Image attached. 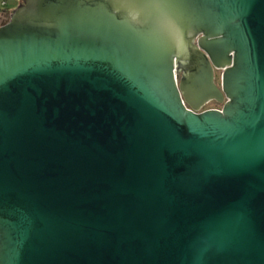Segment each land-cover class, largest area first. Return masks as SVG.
<instances>
[{
	"label": "water",
	"instance_id": "water-1",
	"mask_svg": "<svg viewBox=\"0 0 264 264\" xmlns=\"http://www.w3.org/2000/svg\"><path fill=\"white\" fill-rule=\"evenodd\" d=\"M0 264H264V0H22Z\"/></svg>",
	"mask_w": 264,
	"mask_h": 264
},
{
	"label": "crops",
	"instance_id": "crops-1",
	"mask_svg": "<svg viewBox=\"0 0 264 264\" xmlns=\"http://www.w3.org/2000/svg\"><path fill=\"white\" fill-rule=\"evenodd\" d=\"M21 1L22 0H0V20L6 15H10Z\"/></svg>",
	"mask_w": 264,
	"mask_h": 264
},
{
	"label": "flooded vegetation",
	"instance_id": "flooded-vegetation-1",
	"mask_svg": "<svg viewBox=\"0 0 264 264\" xmlns=\"http://www.w3.org/2000/svg\"><path fill=\"white\" fill-rule=\"evenodd\" d=\"M222 70H215V75H216V80H217V83H218V75H219V78L222 76ZM210 104H214L213 106H218V104L217 103H215V102H212V103H210ZM213 106H211V107H213Z\"/></svg>",
	"mask_w": 264,
	"mask_h": 264
},
{
	"label": "trees",
	"instance_id": "trees-1",
	"mask_svg": "<svg viewBox=\"0 0 264 264\" xmlns=\"http://www.w3.org/2000/svg\"><path fill=\"white\" fill-rule=\"evenodd\" d=\"M9 17H10V15H6V16H4V17L0 20V25L3 24V23H5V22H7V21L9 20Z\"/></svg>",
	"mask_w": 264,
	"mask_h": 264
},
{
	"label": "rangeland",
	"instance_id": "rangeland-1",
	"mask_svg": "<svg viewBox=\"0 0 264 264\" xmlns=\"http://www.w3.org/2000/svg\"><path fill=\"white\" fill-rule=\"evenodd\" d=\"M218 83L220 84L221 83V77L219 78V75H218ZM214 104H209V105H207V107H211V106H213Z\"/></svg>",
	"mask_w": 264,
	"mask_h": 264
},
{
	"label": "built area",
	"instance_id": "built-area-1",
	"mask_svg": "<svg viewBox=\"0 0 264 264\" xmlns=\"http://www.w3.org/2000/svg\"><path fill=\"white\" fill-rule=\"evenodd\" d=\"M206 108H221V106L220 105H218V106H213V107H206Z\"/></svg>",
	"mask_w": 264,
	"mask_h": 264
}]
</instances>
